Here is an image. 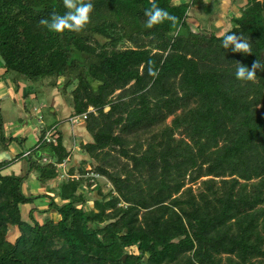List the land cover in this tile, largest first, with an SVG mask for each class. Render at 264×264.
Wrapping results in <instances>:
<instances>
[{"label":"trees","instance_id":"trees-1","mask_svg":"<svg viewBox=\"0 0 264 264\" xmlns=\"http://www.w3.org/2000/svg\"><path fill=\"white\" fill-rule=\"evenodd\" d=\"M91 2L81 31L55 33L39 21L63 0H0L6 72L52 87L62 77L93 137L82 145L93 167L49 197L57 221L36 207L24 220L19 205L44 196L24 190L31 172L42 184L58 175L60 131L55 142L42 131L21 173L0 162V264H264V0H156L175 21L150 29L149 0ZM223 11L225 31L213 20ZM228 32L250 52L223 49ZM254 60L255 79L237 80V63Z\"/></svg>","mask_w":264,"mask_h":264},{"label":"crops","instance_id":"crops-1","mask_svg":"<svg viewBox=\"0 0 264 264\" xmlns=\"http://www.w3.org/2000/svg\"><path fill=\"white\" fill-rule=\"evenodd\" d=\"M3 65L0 57V124L6 139L3 142L0 133V162H6L2 172L18 174L24 171L28 164L27 157L33 155V149L38 145L42 131L45 130L44 136L50 129L60 131L69 155L57 164L58 175L42 184L36 173L31 172L24 190L27 193L44 196L35 199L34 203L19 205L24 220H29L30 208L36 207L35 215L40 222L47 218L57 221L60 215L48 210L49 197L57 200L55 190L62 180L68 177L79 178L83 175L79 172L80 168L93 167L92 160L82 149V145L92 142L93 137L86 128L85 119L77 117L72 120L77 115L73 114V106L58 87L62 81H57L58 86L55 87L48 85V81L45 80L29 82L15 72H6ZM29 89L30 95H26ZM12 118L15 119L14 122L11 121ZM26 152L29 154L25 155ZM71 168L75 169L74 173H70ZM91 172L88 171L84 175L91 178L93 176L86 175ZM104 180L108 181L106 178ZM88 193L95 195L96 190L91 188Z\"/></svg>","mask_w":264,"mask_h":264},{"label":"clouds","instance_id":"clouds-1","mask_svg":"<svg viewBox=\"0 0 264 264\" xmlns=\"http://www.w3.org/2000/svg\"><path fill=\"white\" fill-rule=\"evenodd\" d=\"M150 6L144 10L146 17L145 28H152L165 20L174 22L175 17L171 16L165 9L157 6L156 0H149ZM65 11L60 14L53 12L48 18H41L39 23L50 32L62 33L65 30L79 32L89 21L90 12L93 8L91 0H63ZM223 49H230L233 52L249 53V43L234 32H228L220 40ZM260 67V61L254 60L250 67L237 63L234 69V76L240 81H252L255 79V71ZM148 74L154 76L156 71L152 62L148 61Z\"/></svg>","mask_w":264,"mask_h":264},{"label":"rangeland","instance_id":"rangeland-1","mask_svg":"<svg viewBox=\"0 0 264 264\" xmlns=\"http://www.w3.org/2000/svg\"><path fill=\"white\" fill-rule=\"evenodd\" d=\"M227 4V3H226ZM227 7H226V5H225V11L226 12H228L227 10ZM204 10H210L209 9V7L208 6H206V7H204ZM225 11H223L224 13L223 14H221V13H218V15H217V17L215 18V19H213L214 21L215 20H217V21H215L216 23H217V25L218 26H223L222 27V29H221V31H225L226 30V28L229 26V23H228V21H227V19H226V16H225ZM231 11H229V13H230ZM193 14H194V12H192ZM204 24L206 25V26H208V24H209V21H208V18H206V19H204ZM194 27V26H193ZM194 30H198V28H196V27H194L193 28ZM51 79H56L57 81H62V77H58V78H51ZM45 81H49V79H45ZM61 84V83H60ZM11 121L12 122H14L15 121V119L14 118H12L11 119ZM0 122H1V120H0ZM0 127H1V124H0ZM1 129H3L2 127L0 128V133H1ZM24 160H26V158H24ZM98 181H99V183H101L102 185H103V191L104 192H107V191H109L110 189H111V187H112V185L108 182V181H106V180H104V178H102V177H98ZM198 185V184H197ZM197 185H194L195 187H197ZM91 190V188L90 189H88V190H86L85 189V191H87V197L88 198H91V199H94V194H89L88 192ZM92 190H94V189H92Z\"/></svg>","mask_w":264,"mask_h":264},{"label":"built area","instance_id":"built-area-1","mask_svg":"<svg viewBox=\"0 0 264 264\" xmlns=\"http://www.w3.org/2000/svg\"><path fill=\"white\" fill-rule=\"evenodd\" d=\"M77 117H80V118H83L85 119L86 118V113H83L81 115H77L76 117L72 118V120H75ZM54 129H50L49 131L46 132L45 136H44V140L48 141V142H55L56 141V134L54 133ZM29 152H26L25 155H28ZM48 159L47 158H43V161H47ZM87 176H93V177H99L100 175L98 173H94V172H91V173H87L86 174Z\"/></svg>","mask_w":264,"mask_h":264}]
</instances>
